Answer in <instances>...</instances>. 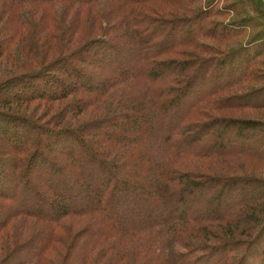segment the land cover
Returning <instances> with one entry per match:
<instances>
[{"label":"trees","instance_id":"trees-1","mask_svg":"<svg viewBox=\"0 0 264 264\" xmlns=\"http://www.w3.org/2000/svg\"><path fill=\"white\" fill-rule=\"evenodd\" d=\"M214 1L0 0V60L25 68L12 102L69 99L73 119L0 114V264H264V179L246 169L264 122L214 116L264 110V86L233 92L263 79L264 35L200 58L257 27H210Z\"/></svg>","mask_w":264,"mask_h":264},{"label":"rangeland","instance_id":"rangeland-1","mask_svg":"<svg viewBox=\"0 0 264 264\" xmlns=\"http://www.w3.org/2000/svg\"><path fill=\"white\" fill-rule=\"evenodd\" d=\"M230 2L226 1H218L215 0L212 5V10L210 9V14L208 16V21L210 23V27L215 28H235L239 24V20H246L247 24L251 23L252 27L256 24L257 27L254 29H250L248 31L243 32L241 35L235 37L236 40L233 44H221L218 42L210 41V40H204L201 42L202 46V53H199L200 58L207 57L211 58L212 56L217 57L218 54L222 52H226L232 49H237L240 46H242L244 43L248 42L250 39H259L263 37L264 35V13L258 14L257 13H251L249 15H239L234 16L231 13H227L228 7L231 8ZM204 3L202 2L201 5H195V8L201 9L203 7ZM237 3L233 6L235 7ZM171 8V7H170ZM210 8V7H207ZM203 7L202 9H207ZM167 10V8H164ZM264 12V9H262ZM186 13L184 10L182 11H176L172 12L171 16L173 17H180L185 16ZM251 27V28H252ZM234 38V39H235ZM191 49L184 48L183 52L189 53ZM25 53V51L23 50ZM261 59V63L254 66L253 73L250 76V78H256L257 76H262V80L260 81H254L251 82V80H247L244 82L243 85H241L240 88L233 89L234 93L237 94H244L245 92L250 91L251 89H255L259 86H264V48H262V54L259 57ZM24 64V61H23ZM18 68V69H17ZM37 68V67H36ZM23 70V71H22ZM34 70V69H33ZM12 72V73H11ZM22 72H25V68L21 69L20 66L17 64V66L8 59H1L0 60V114H13L16 116H19L20 118H23V115L29 117V118H35L36 121L40 122V125L50 126L54 129H60L65 123L73 122V119H69L67 116L68 110L67 107L71 106L69 103V99L65 100H59V101H47V102H41V101H27V103H24L23 101H17L16 103L12 102L11 98L9 97V93L14 90H21L22 85L19 84V80L17 77L23 76L21 75ZM59 74V73H58ZM16 75V76H15ZM60 75V74H59ZM61 76V75H60ZM13 82V83H12ZM257 82V83H255ZM17 85V86H16ZM262 95H258L257 97H254L251 99V101L258 102L260 100V97ZM263 97V96H262ZM23 114V115H22ZM91 111H84V114L80 116L74 115L75 122H88L90 117ZM230 116L234 118H242V119H254V120H260L264 122V110L261 105H254L252 107H242V108H232L227 111H223V113H219L214 115L215 117H219L222 115ZM66 121V122H64ZM214 161V160H213ZM252 162H246V169L255 167V172H252V170H249V172L254 173L253 177H249L250 179H264V163H259L256 165L254 159H251ZM256 167H258V170L256 171ZM252 176V175H251ZM234 193V192H233ZM254 193V192H252ZM251 207H254L251 205ZM262 215V214H261ZM259 215V217L261 216ZM13 226V227H12ZM81 226V225H80ZM21 230V231H18ZM23 228H17V224L13 225V222L11 226L9 227L10 234L14 235L18 233H22L23 237ZM253 234V232H252ZM251 234V235H252ZM244 239V238H243ZM7 252L0 250V258L5 257V254ZM254 262L257 264V259H254Z\"/></svg>","mask_w":264,"mask_h":264}]
</instances>
